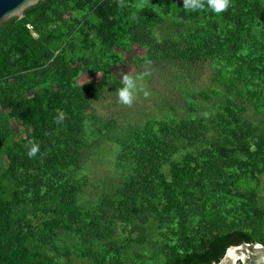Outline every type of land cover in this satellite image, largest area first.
<instances>
[{
    "label": "trees",
    "instance_id": "16d2710c",
    "mask_svg": "<svg viewBox=\"0 0 264 264\" xmlns=\"http://www.w3.org/2000/svg\"><path fill=\"white\" fill-rule=\"evenodd\" d=\"M187 2L189 7L184 6L185 0H147L143 5L138 0H45L26 10L23 18L0 26V144L6 147L15 130L3 123L6 117L28 131L27 137L10 147L5 165L0 157V264H54L50 251L62 253L55 239L60 230L79 236L85 244L82 251L97 257L93 241L107 236L117 225L138 233L126 237L121 249L116 248L122 256L128 247L143 245L146 230L137 221L144 215L168 225L170 231L155 264H213L231 246L264 244V208L258 206L257 191L234 193L229 183L247 174L242 167H247L256 181L264 175V132L259 134L250 120L236 117V112L244 111L245 103L224 107L230 119L221 117L223 137L216 143H209L204 120L156 122L157 134L135 137L151 148L141 152L143 159L138 157L137 143L125 149L134 158L131 183L105 197L97 211L100 214H90L86 220L78 205L79 185L67 181L62 171L80 162L85 115L91 99L104 85L90 82L80 87L74 80L82 72L93 76L103 65V55L115 47L129 49L140 42L149 47L150 61L159 54L179 60L194 56L215 66H221L216 60L224 53L230 60L226 75L229 92L237 94V82H245L251 94L264 87V0H229L220 13L208 0H202L203 7L198 0ZM164 19L203 25L189 28V36L176 31L178 41L160 42L153 32ZM254 28L261 29L258 35L251 31ZM246 35L252 45L246 44ZM244 46L249 53L241 50ZM76 51L80 54L78 66L72 58ZM30 74H54L56 81L32 96L15 93L17 82ZM8 86L14 89L9 92ZM61 113L64 119L56 123ZM163 135L206 147L199 155L190 152L182 161H172V141L154 145ZM29 142L39 146L33 158L27 155ZM168 161L167 172L163 167ZM210 183L216 192L226 190L246 199L251 207L245 209L246 218L229 228L209 227V221L220 218L218 201L203 199ZM209 206L215 207V212L207 219ZM142 221L145 224L146 220ZM121 256H117L118 263ZM136 257L143 259L141 254ZM139 260L134 264H140Z\"/></svg>",
    "mask_w": 264,
    "mask_h": 264
},
{
    "label": "rangeland",
    "instance_id": "374dc122",
    "mask_svg": "<svg viewBox=\"0 0 264 264\" xmlns=\"http://www.w3.org/2000/svg\"><path fill=\"white\" fill-rule=\"evenodd\" d=\"M146 2L147 0H138L139 5ZM221 23L224 28V22L221 21ZM202 25L200 22L195 26V24L176 23L164 19V22L155 29V33L153 32V36L160 42L164 39L177 40L175 35L177 36L178 32L176 31H184V34L189 36L192 33L190 29ZM255 29L251 31L258 35L261 29ZM245 38L246 44H253L251 37L246 35ZM188 39L191 40L190 37ZM98 48L99 44L96 46V49ZM241 50L247 51L245 46ZM79 55V51L72 54L75 62L73 63L77 66L79 63L76 57ZM148 55L149 47L140 42H135L129 49L115 47L103 55V65L93 76L82 72L74 80L75 85L80 87H87L90 82L104 83L91 99L85 115L86 121L81 128L80 136L83 146L80 162L74 167L62 169L67 181L79 185L78 205L84 220L90 214H100L97 211L101 208L103 199L112 197L119 189H125L131 183L134 158L133 154H129V150L125 151V149L129 148L130 144L137 143L138 157L143 159L144 155L141 152L150 150L151 147L141 141L138 142L135 137L140 134L148 136L152 133L157 134L159 128L154 126L156 122L176 124L183 119L197 122L204 120L206 134L211 139L209 143H216L223 137V127L219 126L221 117L225 115L230 119L224 107L229 104L245 103L242 107L244 111L236 112V117L241 121L250 120L259 134L264 132V87L256 92L258 87L254 86L252 89L256 93L251 94L245 82H237L235 84L237 94L229 92L226 75L229 72L230 60H227L226 54L223 53L221 58L216 60V63H220L221 66H215L204 58L196 60L194 56L179 60L164 58V54H159L158 59L150 61L147 60ZM125 76L132 78L137 85L136 98L131 107L118 102V90L124 87ZM55 81L54 74L47 76L30 74L27 79L17 82L18 87L15 93L21 92L32 96L37 90L55 84ZM13 85L15 82H12ZM12 86L7 87L9 92L14 89ZM141 86L143 91H140ZM144 91L149 93L147 97L144 96ZM3 123L15 129L13 135L5 142L6 147L0 144V157L5 165L10 147L27 137L28 131L23 125L16 124L7 117L3 119ZM171 139L172 136L163 135L155 140L156 144L153 140L152 145H166L172 141L175 148L172 149V154L168 155L172 161H182L190 152L199 155L206 147V144L200 142L190 145L186 139ZM169 167L168 161L163 168L168 172ZM244 170L247 174L229 181L231 191L250 194L251 191L256 190L258 206L264 208V175H260L259 181H256L250 176L247 167H242V171ZM207 189L210 191L203 199L210 203L218 201L217 214L220 216L209 221V227L219 228L223 225L229 228L234 222L237 223L240 219L246 218L245 209H251L246 199L228 193L226 190L216 192L211 183ZM206 210L207 219H209L214 215L215 207L209 206ZM109 211V213L114 212V210ZM225 211L230 213L226 214ZM174 214L172 212L170 215ZM144 219L145 224L142 221ZM138 222L146 230L144 243L137 249L133 246H131L133 248L128 247L123 250L122 256L116 253V248L121 249L126 237H135L138 234L127 232L126 226L117 225L113 232L93 241L92 250L98 253L97 257L82 251L85 244L79 236L60 230L55 239L60 242L58 244L60 246H57L62 253L50 251L55 257L54 264H134V261L139 260L136 257L137 254L143 256V259L139 260L140 264H155V257L159 256V250L167 241L165 235L170 233L167 231L168 225L161 224L155 218L145 215ZM117 256H121L119 263Z\"/></svg>",
    "mask_w": 264,
    "mask_h": 264
},
{
    "label": "water",
    "instance_id": "95a60500",
    "mask_svg": "<svg viewBox=\"0 0 264 264\" xmlns=\"http://www.w3.org/2000/svg\"><path fill=\"white\" fill-rule=\"evenodd\" d=\"M45 0H0V26L13 18H23L25 11ZM213 264H264V244L242 243L228 248L225 256Z\"/></svg>",
    "mask_w": 264,
    "mask_h": 264
},
{
    "label": "clouds",
    "instance_id": "9594fccd",
    "mask_svg": "<svg viewBox=\"0 0 264 264\" xmlns=\"http://www.w3.org/2000/svg\"><path fill=\"white\" fill-rule=\"evenodd\" d=\"M199 7H203L202 0H198ZM209 5L213 8V10L217 13L223 12L227 9L229 5V0H208ZM185 7L188 6L187 0H185ZM124 87L118 90V102L122 105L131 107L137 93V85L134 83L133 79L125 76L124 77ZM140 91H143V87H140ZM149 93L144 91V96L147 97ZM64 119V115L61 113L59 118L56 120V123L62 122ZM30 143V150L28 151L27 155L29 158H33L36 156L37 152L39 151V146L32 142Z\"/></svg>",
    "mask_w": 264,
    "mask_h": 264
}]
</instances>
